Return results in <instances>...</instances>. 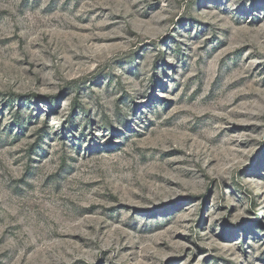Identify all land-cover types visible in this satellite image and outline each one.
<instances>
[{"label": "rangeland", "instance_id": "obj_1", "mask_svg": "<svg viewBox=\"0 0 264 264\" xmlns=\"http://www.w3.org/2000/svg\"><path fill=\"white\" fill-rule=\"evenodd\" d=\"M0 264H264V0H0Z\"/></svg>", "mask_w": 264, "mask_h": 264}]
</instances>
